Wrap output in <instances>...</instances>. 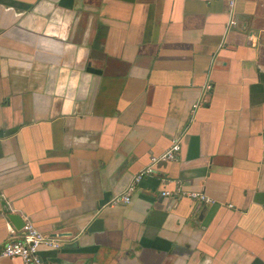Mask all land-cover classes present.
I'll return each mask as SVG.
<instances>
[{
    "label": "crops",
    "instance_id": "1",
    "mask_svg": "<svg viewBox=\"0 0 264 264\" xmlns=\"http://www.w3.org/2000/svg\"><path fill=\"white\" fill-rule=\"evenodd\" d=\"M1 195L49 264H264V0H0Z\"/></svg>",
    "mask_w": 264,
    "mask_h": 264
},
{
    "label": "built area",
    "instance_id": "2",
    "mask_svg": "<svg viewBox=\"0 0 264 264\" xmlns=\"http://www.w3.org/2000/svg\"><path fill=\"white\" fill-rule=\"evenodd\" d=\"M230 12H233L236 6V0H228ZM236 25V19L230 20V26ZM211 85H206V91ZM199 103L194 105V109L198 107ZM182 150L180 138L172 140L171 145L160 155H152L150 162L143 169H141L136 175H134L132 181L127 186L126 190L116 195L112 200L111 204H129L132 201V195L137 191L139 183H141L146 177L152 176L156 173V166L158 163L163 161H174L176 160ZM187 194L193 199L200 200L205 203H213L211 199L204 193L197 191H168L162 192V196H179ZM231 206V205H230ZM9 231L14 234V228L9 225ZM24 235L20 238L12 236L9 240L0 245V260L2 259H13L20 258L23 264H49L46 260L40 256V250L50 249L59 250L62 246V242L57 237L50 236L40 231L30 221L26 222L23 227Z\"/></svg>",
    "mask_w": 264,
    "mask_h": 264
},
{
    "label": "water",
    "instance_id": "3",
    "mask_svg": "<svg viewBox=\"0 0 264 264\" xmlns=\"http://www.w3.org/2000/svg\"><path fill=\"white\" fill-rule=\"evenodd\" d=\"M175 138H179V137H175ZM174 138V139H175ZM157 167V166H156ZM141 183H139L140 185ZM138 185V186H139ZM130 204V203H129ZM0 206H1V210L2 213H4V215L6 216L7 219H9L14 226L17 229H23L24 225L26 224V221L22 218L21 215L19 214H14L13 213V205L11 203H9L8 201H6V199L1 195L0 196ZM232 207V205H231ZM31 222V221H30ZM32 223V222H31ZM33 224V223H32ZM34 225V224H33ZM35 226V225H34ZM38 228V227H37ZM39 229V228H38ZM40 230V229H39ZM41 231V230H40ZM13 236V235H12Z\"/></svg>",
    "mask_w": 264,
    "mask_h": 264
}]
</instances>
